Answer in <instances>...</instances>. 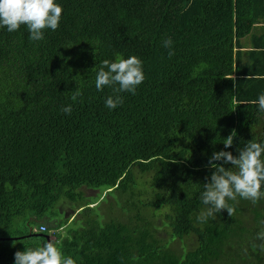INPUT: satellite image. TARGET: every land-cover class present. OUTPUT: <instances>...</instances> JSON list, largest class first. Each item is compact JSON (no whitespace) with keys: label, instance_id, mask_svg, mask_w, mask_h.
<instances>
[{"label":"trees","instance_id":"obj_1","mask_svg":"<svg viewBox=\"0 0 264 264\" xmlns=\"http://www.w3.org/2000/svg\"><path fill=\"white\" fill-rule=\"evenodd\" d=\"M55 2L59 27L40 41L23 25L0 28V264L42 247L43 235L76 264H264L253 248L264 199L196 220L213 153L264 143V113L251 103L264 77L247 79L233 50L264 21V0ZM130 56L144 80L109 109L113 88L96 89L97 71ZM82 190L104 198L91 206ZM61 203L70 224L47 222Z\"/></svg>","mask_w":264,"mask_h":264},{"label":"clouds","instance_id":"obj_2","mask_svg":"<svg viewBox=\"0 0 264 264\" xmlns=\"http://www.w3.org/2000/svg\"><path fill=\"white\" fill-rule=\"evenodd\" d=\"M62 7L55 0H0V28L6 27L8 32H15L26 26L31 41H40L44 38L43 30L50 28L55 31L59 27ZM169 48V57L174 55L171 50V38L163 42ZM95 69V68H94ZM93 69V70H94ZM260 76L249 75L247 79H261ZM229 80H234L231 76ZM144 73L142 61L136 56L128 58L118 57L115 62L104 60L97 71L95 87L103 91L105 87L113 88V96L106 98V107L115 109L123 103L120 93L136 94L137 87L143 82ZM70 99L75 102L81 95L79 90L67 92ZM259 111L264 113V94L257 100ZM61 111L70 115L72 106L63 107ZM237 136L233 129L229 136L223 140L225 148H231ZM234 156L228 151L214 152L209 158V166L213 170L208 182L203 185L200 199L204 207L196 216L198 223H207L215 220L218 213L226 210L231 217L235 208L228 201H237L238 198L248 200L256 205L264 199V143L252 139L245 143L243 148L237 149ZM220 162V163H216ZM231 165V167H226ZM261 228L256 234L254 249L264 252V220L260 221ZM15 264H76L75 260L64 257L57 246L49 241L42 247L25 249L14 254Z\"/></svg>","mask_w":264,"mask_h":264},{"label":"crops","instance_id":"obj_3","mask_svg":"<svg viewBox=\"0 0 264 264\" xmlns=\"http://www.w3.org/2000/svg\"><path fill=\"white\" fill-rule=\"evenodd\" d=\"M238 43V47L233 48L239 53L235 61L236 65H243L242 67L249 75L264 77V21L254 24L250 33L240 39ZM250 53L255 55L252 56Z\"/></svg>","mask_w":264,"mask_h":264},{"label":"rangeland","instance_id":"obj_4","mask_svg":"<svg viewBox=\"0 0 264 264\" xmlns=\"http://www.w3.org/2000/svg\"><path fill=\"white\" fill-rule=\"evenodd\" d=\"M94 191H101L100 189H93ZM83 191V194L85 196V198L87 200H90V201H93V205L95 204H99L100 203V200L104 198V192H101L100 194L98 192H94V191H90V190H82ZM109 198L111 200V202H114L115 201V196L113 194L109 195ZM111 202L110 201H103L102 202V206H103V211L105 212L107 209L110 208L111 206ZM58 211L60 213H56L55 214V218H47V222L51 223L52 220H66V225H69L70 224V219L72 218L73 216V212L71 209L67 208L65 205H63L62 203L57 207ZM34 230V229H33ZM56 233V237L60 234V232H55ZM63 233V232H62Z\"/></svg>","mask_w":264,"mask_h":264},{"label":"water","instance_id":"obj_5","mask_svg":"<svg viewBox=\"0 0 264 264\" xmlns=\"http://www.w3.org/2000/svg\"><path fill=\"white\" fill-rule=\"evenodd\" d=\"M43 237V239H44V241H45V243H47V237L46 236H42Z\"/></svg>","mask_w":264,"mask_h":264},{"label":"built area","instance_id":"obj_6","mask_svg":"<svg viewBox=\"0 0 264 264\" xmlns=\"http://www.w3.org/2000/svg\"><path fill=\"white\" fill-rule=\"evenodd\" d=\"M38 230L41 231V227H38Z\"/></svg>","mask_w":264,"mask_h":264}]
</instances>
